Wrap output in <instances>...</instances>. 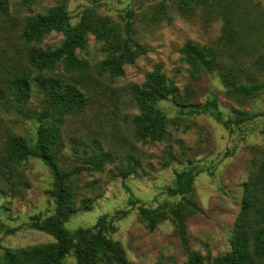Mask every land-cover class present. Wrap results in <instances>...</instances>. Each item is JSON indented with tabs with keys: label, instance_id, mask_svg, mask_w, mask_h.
I'll return each instance as SVG.
<instances>
[{
	"label": "rangeland",
	"instance_id": "374dc122",
	"mask_svg": "<svg viewBox=\"0 0 264 264\" xmlns=\"http://www.w3.org/2000/svg\"><path fill=\"white\" fill-rule=\"evenodd\" d=\"M9 15L0 19V154L12 135L35 140L38 122L24 116L20 111H40V97L34 96L20 105L8 94L9 79L23 70L29 46L20 39L23 21L28 16L45 13L63 0H35L23 5L19 0H5ZM181 0H67L66 6L76 25L80 15L93 7L100 16L109 17L124 26L125 12L130 10L134 22V37L148 49L135 64L128 65L122 77L110 81L100 78V95L96 102L82 113L71 116L64 128L65 150L62 165L71 168L83 162L86 153L95 148L113 153L114 162L99 173H83L79 186L97 183L96 191L84 190L78 198L90 197L93 208L74 214L66 228L73 232L79 228H91L104 215L118 211L130 214L114 223L115 229L108 237L119 242L133 264H154L163 261L184 264L189 252H199L213 257L231 250V237L240 213L243 185L250 175L252 162H260L264 151V117H257L243 126L225 128L210 114L196 117L186 115L179 129L171 128L169 138L162 143L138 142L132 132V117L138 109L131 104L126 90L131 84H142L146 75L157 67L176 81L182 99L190 104H204L217 100L218 113L233 118L235 112L251 114L264 112V94L244 98L225 87L221 72L232 73L243 68L250 74L242 77L245 83L250 77H261L262 71L256 61L264 55V0H232V16L237 29L247 26L243 35L247 41L233 45L222 39L227 34L225 22L216 12L205 6L185 13ZM165 3L167 15L156 21L152 18L155 6ZM225 7V6H224ZM227 7V6H226ZM64 40L62 33H52L41 47L57 48ZM224 49L219 56L214 74L194 70L182 57L180 49L187 42ZM102 43L90 36L87 49L82 52L96 75L98 64L105 59ZM248 52H244V50ZM157 108L176 117L179 108L172 100L157 104ZM189 111V110H185ZM73 148L77 154H74ZM139 162L138 172L127 178L118 176L129 161ZM192 169L196 174L194 189L190 195L170 196L167 191L174 186L178 175ZM20 171L24 184L16 186L18 194L0 193V220L19 230L13 235L0 231L1 253L7 249H21L54 241L43 232L27 225L32 217L46 218L54 210L47 190L51 189L53 176L50 169L38 159H30ZM193 199L201 212L192 214L186 224L185 243L177 235L175 225L169 218L150 231L141 222V207L155 209L166 203L172 205ZM131 202L134 204L131 205ZM188 247V250L186 249ZM67 264H77L75 256Z\"/></svg>",
	"mask_w": 264,
	"mask_h": 264
},
{
	"label": "trees",
	"instance_id": "16d2710c",
	"mask_svg": "<svg viewBox=\"0 0 264 264\" xmlns=\"http://www.w3.org/2000/svg\"><path fill=\"white\" fill-rule=\"evenodd\" d=\"M23 5H31L35 0H19ZM67 0L49 8L43 14L28 16L24 19L20 39L28 45L26 62L23 70L15 73L8 84V94L22 106L34 96L40 97V111H20L24 116L38 122L35 140L23 136L12 135L8 138L0 154V193L18 194L16 186L24 184L20 171L30 159L41 160L51 171L53 182L47 190L53 201V213L46 218H31L28 227L43 232L54 238L53 242L38 244L21 249H7L0 252V264H67V259L75 256L77 264H133L127 258L123 246L108 237V232L115 229L114 223L130 214L118 211L114 215L101 216L95 226L79 228L73 232L66 228L70 218L80 211L93 208L94 200L90 197L78 198L84 190L96 191V182L79 186L83 173L103 172L113 163V153L105 152L101 147L83 156V162L71 168L62 165L65 150L64 128L71 116L84 112L100 95V78L107 76L110 81L122 77L128 65L148 53L134 37V22L130 10L125 12L124 26L113 22L109 17L100 16L93 7L87 8L76 25L71 24ZM232 0H181L183 12L205 6L210 12H216L225 22L226 35L221 40L233 45V36L238 44L245 47L243 35L247 26L237 29L232 16ZM225 6V7H224ZM227 6V7H226ZM165 3L155 6L152 11L153 20L167 15ZM9 15L8 3L0 0V19L6 20ZM62 33L64 40L57 48L41 45L52 33ZM90 36L102 43V51L106 55L97 66L96 75L91 72V65L82 57L89 43ZM224 49L217 46H202L187 42L181 49L183 59L194 69L206 74L217 71L219 56ZM244 52H248L246 49ZM261 77L264 76V55L257 61ZM228 73L221 72L222 83L235 94L244 98H255L264 94V79L250 77L245 83L242 77L249 76L245 69ZM131 96V104L138 109L132 117V132L138 142L162 143L170 135V129H179L186 115L196 117L210 114L225 128L243 126L257 117H264V112L251 114L235 112L233 118L225 119L218 113L217 100L204 104H190L181 97L176 81L171 79L160 67L146 75L142 84H131L126 88ZM172 100L179 108L178 116L169 117L157 108V104ZM189 111H185V110ZM74 154H77L73 148ZM263 159L252 162L250 175L243 187V198L240 213L236 219L231 237V250L223 255L213 257L199 252H189L184 264H264V151ZM139 162L130 160L127 167L119 170L118 176L127 178L138 172ZM196 174L192 169L178 175L174 186L167 193L174 197L187 196L193 192ZM134 203L131 202V205ZM201 212L199 205L191 198L172 205L166 203L155 209L141 207L138 215L150 231H154L160 223L171 219L176 233L185 243L186 224L188 218ZM19 229L11 228L0 220V231L13 235ZM0 247V251H1ZM154 264H170L159 261Z\"/></svg>",
	"mask_w": 264,
	"mask_h": 264
}]
</instances>
